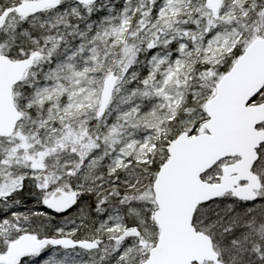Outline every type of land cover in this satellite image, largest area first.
I'll return each mask as SVG.
<instances>
[{"label":"snow or ice","instance_id":"1","mask_svg":"<svg viewBox=\"0 0 264 264\" xmlns=\"http://www.w3.org/2000/svg\"><path fill=\"white\" fill-rule=\"evenodd\" d=\"M0 264H264V0H0Z\"/></svg>","mask_w":264,"mask_h":264}]
</instances>
